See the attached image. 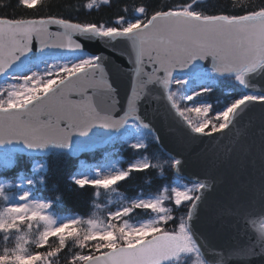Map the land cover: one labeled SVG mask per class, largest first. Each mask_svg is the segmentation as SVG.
I'll return each instance as SVG.
<instances>
[{
	"label": "snow or ice",
	"instance_id": "obj_1",
	"mask_svg": "<svg viewBox=\"0 0 264 264\" xmlns=\"http://www.w3.org/2000/svg\"><path fill=\"white\" fill-rule=\"evenodd\" d=\"M112 3L87 0L82 8L98 10ZM200 3L189 0L151 10L147 3L131 10L123 4L112 20L103 21L51 10L18 16L21 8L52 6L45 0H16L14 6L11 0H0V9L12 8L11 15H0V146L17 143L32 154L49 149L80 153L120 141L136 154L147 153L150 144L161 143L142 115L141 106L149 99L166 102L182 140L231 132L251 106L264 107V93L252 83L264 80V2L246 5L234 0L231 9L220 10L199 7ZM64 7L69 13L78 11L71 4ZM82 40H99L109 55L87 53ZM42 50L63 54L41 56ZM177 70L187 72L181 78ZM191 80L205 83L189 90ZM225 81L253 91L236 95L221 110L210 103L187 106ZM190 114L199 119L193 121ZM92 129L107 134L73 150L72 137H85ZM233 152L242 161V172L240 182L226 193L227 212L238 228L247 229L255 223L253 216L264 219V135L258 143L236 139L225 158L231 159ZM17 160V154L0 155V172ZM117 164L105 152L102 163L82 161L72 180L80 189L115 191L114 186L133 173L155 169L160 180L167 179L166 169L178 175L185 160L162 151L142 155L125 168ZM46 169V164L33 163L31 176L17 177L21 183L14 198L6 195L0 177L5 204L0 209V264H59L65 252L66 264H209L208 246L197 223L213 178L170 181L155 194L123 198L114 210L105 207V217L93 214L85 221L79 215L60 218L53 213L62 196L34 197L32 186L46 183ZM138 213L146 218L134 221ZM85 223L89 227L83 229ZM246 234L247 240L213 251L214 264H250L253 257H264V223ZM13 237L14 246L9 247Z\"/></svg>",
	"mask_w": 264,
	"mask_h": 264
},
{
	"label": "trees",
	"instance_id": "obj_2",
	"mask_svg": "<svg viewBox=\"0 0 264 264\" xmlns=\"http://www.w3.org/2000/svg\"><path fill=\"white\" fill-rule=\"evenodd\" d=\"M8 2V0H4ZM47 5H51L52 8L41 7L34 10L18 9L16 15H37L46 14L51 11H63L66 15L71 14L77 19H94L110 21L114 18L113 14L118 5L127 4L131 10L133 5H139L140 3H147L150 10L152 8L159 7L163 4L175 5L189 2V0H113L111 6L103 5L100 9L87 10L83 9L82 5L87 3V0H45ZM234 0H201L199 7L207 8L209 10H220L221 8L231 9ZM240 2V0H237ZM246 5H257L264 0H242ZM11 4L14 6L16 0H11ZM71 4L74 9L78 11H72L69 13L65 10V5ZM12 14V8L0 9V15ZM196 80L190 82L187 86L197 85ZM203 82L201 85L204 86ZM244 92L243 88L237 87L230 82H221L217 88L206 96L194 97L192 101L187 102V106L198 105L202 103H210L213 105L215 110H221L231 99L235 98L236 95ZM190 118L193 121L199 119L198 116L190 114ZM164 151L159 144H150L147 153L136 154L130 150L126 145L120 141H115L113 144L105 149L97 152H80L78 155L70 154L67 151H60L52 149L49 153L44 155L29 156L24 153L14 152L17 154L18 160L14 167L8 168L6 171L0 172V177L3 181L15 183L20 176L32 175L33 163L46 164V183H36L32 186V192L34 197L41 199L54 198L56 196H62V201L57 205L53 206V213L58 216H65L69 214H75L81 216L85 221L88 213L97 204L102 206L107 203L110 199L114 200L115 204L122 202L123 198H133L138 193L155 194L158 187L163 184L173 181L177 178L175 173L171 169L165 170L166 180H160L158 170L152 169L146 173H133L132 176L121 182L119 185L114 186L115 191L100 189L98 192L92 188L80 189L76 186L72 180V177L76 174L79 169L80 163H93L104 159L105 152L110 157L118 162V167L125 168L128 163L139 158L142 155ZM188 182V180L181 178ZM27 187V185H24ZM181 213H177L180 215ZM145 218L142 213H138L133 217V220ZM83 229L89 227L86 223L81 225ZM169 227H172L170 224ZM15 238L9 242L8 246H14ZM55 244V241H52ZM3 246V237L0 235V247ZM71 246V245H70ZM31 248L35 250V245H31ZM87 252V250H85ZM67 253H63L59 258V264H66Z\"/></svg>",
	"mask_w": 264,
	"mask_h": 264
},
{
	"label": "water",
	"instance_id": "obj_3",
	"mask_svg": "<svg viewBox=\"0 0 264 264\" xmlns=\"http://www.w3.org/2000/svg\"><path fill=\"white\" fill-rule=\"evenodd\" d=\"M84 51L90 54L109 55L108 50L99 41L82 40ZM51 53L63 54L62 50H42L41 56H47ZM197 64L208 65V61H195ZM187 70H177L175 75H185ZM252 83L260 93H264V80L254 79ZM253 91L252 88L244 89ZM143 118L150 121L161 138L159 146L164 151H172L180 154L185 160L183 169L177 176L191 179H204L206 176L213 178L214 185L206 193L204 202L200 205V217L197 227L202 239L206 242L209 255V264H214L213 251H219L221 247L240 243L247 240L246 233H255L260 228L264 219L259 214L252 217L255 223L249 224L247 229L242 226L238 228L235 219L228 214L227 207L229 197L227 191L236 186L241 178V163L235 152L231 159H226L225 154L234 146V141L259 142L264 135V107L256 104L251 106L238 120L231 132L225 135H216L212 138H202L197 141H186L181 139L180 129L177 121L172 119L168 113L166 102L156 99H149L141 106ZM107 133L92 129L90 133L81 137L74 135L72 137L73 150L77 145L84 144L90 140L106 135ZM5 151H19L28 155H40L45 153L32 154L23 148L21 144H5L0 146ZM71 154H79L74 151ZM217 155L219 158L217 159ZM250 264H264V257L256 256L250 261Z\"/></svg>",
	"mask_w": 264,
	"mask_h": 264
},
{
	"label": "rangeland",
	"instance_id": "obj_4",
	"mask_svg": "<svg viewBox=\"0 0 264 264\" xmlns=\"http://www.w3.org/2000/svg\"><path fill=\"white\" fill-rule=\"evenodd\" d=\"M90 54V53H89ZM179 77L183 78L184 75H178ZM190 82H193V80H191ZM197 85L195 86H189V90H195L199 87H201L202 83L203 82H200V81H196L195 82ZM194 116H197L196 114H194ZM5 153H13L14 152H9V151H5L3 149H0V155L2 154H5ZM113 161H115L112 157H110ZM138 159V158H137ZM134 161V160H133ZM132 161V162H133ZM97 162H103V160H99ZM97 162H93V163H89V164H96ZM81 164V163H80ZM118 166V165H117ZM80 167V166H79ZM79 172V169L77 170L76 174H78ZM75 174V175H76ZM177 179H180V178H176L174 180H177ZM182 182L184 183H187V181L185 180H182L180 179ZM5 183V192H6V195L9 197V198H14L16 196L19 195V189L16 187V185H20V179H18L15 183H12V182H7V181H3ZM115 201L114 200H109L107 203H105L104 205L101 206V208L98 210L96 207H94L93 209H91L88 213V216L86 218L89 219V218H92L93 217V214H95L96 216H99L101 218L105 217L106 216V210H105V207L108 208V209H112L114 210L119 204H115L114 203ZM5 204H4V198L3 197H0V209H2V207H4ZM70 215H75V214H69V215H65V216H61L60 218H64L66 216H70ZM146 218V217H145ZM145 218H139V219H135L134 221H138V220H142V219H145Z\"/></svg>",
	"mask_w": 264,
	"mask_h": 264
}]
</instances>
